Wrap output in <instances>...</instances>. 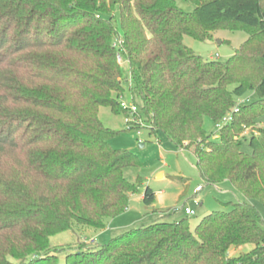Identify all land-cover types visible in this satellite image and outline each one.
Masks as SVG:
<instances>
[{"label": "trees", "instance_id": "trees-1", "mask_svg": "<svg viewBox=\"0 0 264 264\" xmlns=\"http://www.w3.org/2000/svg\"><path fill=\"white\" fill-rule=\"evenodd\" d=\"M187 1L191 12L176 0H0V264H264V216L249 201L264 206V0ZM223 28L249 34L226 61L184 43ZM123 59L149 133L193 149L206 184L230 181L247 200L194 228L188 217L167 220L168 209L102 245L53 246L54 234L106 228L140 192L143 178L125 169L142 160L113 148L117 132L99 118L102 106L130 115ZM249 90L259 98L239 105ZM230 112L214 140L205 118ZM155 199L147 186L143 202Z\"/></svg>", "mask_w": 264, "mask_h": 264}, {"label": "rangeland", "instance_id": "rangeland-1", "mask_svg": "<svg viewBox=\"0 0 264 264\" xmlns=\"http://www.w3.org/2000/svg\"><path fill=\"white\" fill-rule=\"evenodd\" d=\"M176 2L188 12L193 11L195 8V5L187 0H176ZM116 15L119 20V12ZM212 36V38L200 40L186 35L184 43L207 60L226 61L248 39L249 34L245 29L223 28L214 31ZM121 64L127 81L125 82L126 91L121 96L120 101H125L130 105L133 103L130 92L133 80L128 61L123 59ZM258 98L259 95L256 90H249L244 95L235 97V100L241 105L253 102ZM136 101L138 102L139 112H141V100L136 97ZM137 116V122L130 130L125 113H115L109 106H102L99 110V118L103 124L117 132V135L110 139L112 147L129 149L142 160V167H128L125 169V176L129 180H135L137 175L143 178L140 192L131 195L129 206L122 214L107 219L106 228L87 227L54 234L50 238L53 246L69 248L83 239L89 242L94 240V246L102 245L130 228L148 225L160 220L161 212L168 209L171 211V215L166 217L167 220L174 221L188 217L191 227L194 228L206 214L215 210L228 211L231 209L229 202L247 200L234 189L230 181L218 185L206 184L199 176L193 149L181 150L177 148L162 133L151 135L145 114L142 113L141 117ZM263 125V121L258 124V126ZM204 126L206 131L212 134V138L218 140L219 129L217 123L210 117H206ZM249 134L250 129H247L245 135L249 136ZM243 150L251 152L249 142L244 141ZM159 174H162V176L159 177ZM199 185L203 186V189L196 191V187ZM147 186H150L156 192L153 205H146L142 200V195ZM249 201L264 216V206L256 199ZM184 208L193 209L195 213L188 215L183 210ZM175 209L178 210L175 211ZM253 246L250 243L242 245L239 248L232 249L231 254L236 256L241 252H248ZM59 255L63 259L64 253Z\"/></svg>", "mask_w": 264, "mask_h": 264}, {"label": "built area", "instance_id": "built-area-1", "mask_svg": "<svg viewBox=\"0 0 264 264\" xmlns=\"http://www.w3.org/2000/svg\"><path fill=\"white\" fill-rule=\"evenodd\" d=\"M119 60L121 61V57L119 56ZM120 105L122 107V109H125L127 111H129L130 115L126 117L127 123L129 126L132 125V123H136L137 122V116L136 113L139 112V107L136 103H132V104H127L125 101H120ZM238 107L234 108V111L237 112L238 111ZM232 120V112H230L228 115H226L223 120L219 123H217V127L220 130L227 122ZM140 133V132H139ZM203 189V186H197L196 187V191H200ZM178 209H175V211ZM186 214L188 215H192L195 213V211L193 209L190 208H184L183 209ZM91 243H94V240L90 241Z\"/></svg>", "mask_w": 264, "mask_h": 264}, {"label": "water", "instance_id": "water-1", "mask_svg": "<svg viewBox=\"0 0 264 264\" xmlns=\"http://www.w3.org/2000/svg\"><path fill=\"white\" fill-rule=\"evenodd\" d=\"M141 146H143V144H141ZM162 176V174H159V177H161Z\"/></svg>", "mask_w": 264, "mask_h": 264}, {"label": "crops", "instance_id": "crops-1", "mask_svg": "<svg viewBox=\"0 0 264 264\" xmlns=\"http://www.w3.org/2000/svg\"><path fill=\"white\" fill-rule=\"evenodd\" d=\"M201 191V190H200ZM142 200H143V195H142ZM153 210L155 209V208H152ZM162 214V213H161Z\"/></svg>", "mask_w": 264, "mask_h": 264}]
</instances>
